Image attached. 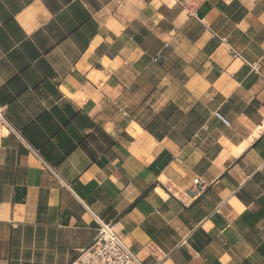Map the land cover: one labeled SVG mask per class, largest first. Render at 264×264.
Returning <instances> with one entry per match:
<instances>
[{"label":"crops","instance_id":"crops-1","mask_svg":"<svg viewBox=\"0 0 264 264\" xmlns=\"http://www.w3.org/2000/svg\"><path fill=\"white\" fill-rule=\"evenodd\" d=\"M156 2L0 0V264H264V0Z\"/></svg>","mask_w":264,"mask_h":264},{"label":"built area","instance_id":"built-area-1","mask_svg":"<svg viewBox=\"0 0 264 264\" xmlns=\"http://www.w3.org/2000/svg\"><path fill=\"white\" fill-rule=\"evenodd\" d=\"M234 53L236 56L239 55ZM214 115L222 123L231 125V121L220 111H216ZM0 117L5 121L3 108H0ZM258 131H262V127H259ZM92 215L99 224L96 240L89 248L82 250L78 259L72 264H145L127 246L124 239L117 234L110 223L94 213Z\"/></svg>","mask_w":264,"mask_h":264},{"label":"clouds","instance_id":"clouds-1","mask_svg":"<svg viewBox=\"0 0 264 264\" xmlns=\"http://www.w3.org/2000/svg\"><path fill=\"white\" fill-rule=\"evenodd\" d=\"M153 2L156 4L157 7H159V3H157L156 0H153ZM168 2H169V6H172L173 4L176 3V0H168ZM227 2L231 3V0H227ZM249 6L254 7V0H250ZM260 20L264 21V15L260 17ZM241 26L244 27V25Z\"/></svg>","mask_w":264,"mask_h":264},{"label":"bare ground","instance_id":"bare-ground-1","mask_svg":"<svg viewBox=\"0 0 264 264\" xmlns=\"http://www.w3.org/2000/svg\"><path fill=\"white\" fill-rule=\"evenodd\" d=\"M162 190V189H161Z\"/></svg>","mask_w":264,"mask_h":264}]
</instances>
